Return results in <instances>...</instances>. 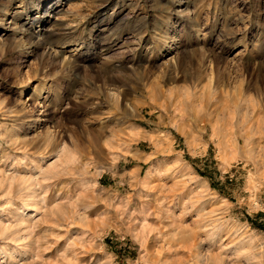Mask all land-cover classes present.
<instances>
[{
	"label": "rangeland",
	"instance_id": "1",
	"mask_svg": "<svg viewBox=\"0 0 264 264\" xmlns=\"http://www.w3.org/2000/svg\"><path fill=\"white\" fill-rule=\"evenodd\" d=\"M0 105V158L61 141L37 157L50 183L85 154L100 199L127 196L125 219L143 206L118 247L94 209L71 228L113 264H230L225 228L264 239V0H0ZM34 175L0 171V264H59L64 240L41 253L11 239L16 221L38 236L47 218Z\"/></svg>",
	"mask_w": 264,
	"mask_h": 264
},
{
	"label": "clouds",
	"instance_id": "2",
	"mask_svg": "<svg viewBox=\"0 0 264 264\" xmlns=\"http://www.w3.org/2000/svg\"><path fill=\"white\" fill-rule=\"evenodd\" d=\"M62 147V142L57 141L52 145H38L36 150L31 153L25 152L24 157L0 158V171L10 166L12 170L22 169L35 174L31 185V198L39 205H43L49 209L47 218L40 220L37 224L42 229L38 236L32 225L16 221L14 223L15 231L11 235L12 242L27 250L29 249L28 241L30 240L33 245H39V250L42 253L46 245L50 249L59 243V241L64 240L65 244L63 248L58 249L59 264H66L67 257L71 258L67 260V264H113V261L116 259L115 255L111 250L106 249L101 241H97L96 237L91 233L77 232L70 234L71 228L77 226L76 220L82 218L83 213L94 209V216L107 219L110 228L116 233L113 238V244L118 247L124 242L125 235H132L133 239L135 238V230L131 228V224H136L137 221L131 220V217L133 215L141 216L143 214V206H135L134 211H127L128 219H125L124 213L131 204L127 196H124L122 200L114 195H109L103 200L100 199L95 192L97 188L95 180H85L86 176L95 177L96 175L94 170L85 171L86 164L83 162L87 160L85 154L81 155V160L77 165L65 171L64 175L69 177L66 182L61 180L58 183H50L46 179L43 168H41V165L45 164L46 161L43 159L38 160L37 157H42L45 153L49 157H54ZM49 148H51V151H48ZM88 163L91 164L92 162L88 161ZM8 196V188L4 186L0 189V201H4L3 204H0V211L11 206L8 204ZM14 198H19V192H17V196ZM46 201L47 203L45 204ZM96 204H104V207L97 209L95 207ZM53 207L56 209L63 208L65 211H57L55 219H53L51 214ZM234 207L238 210L240 209L241 201L239 199ZM40 210L41 208L38 207L37 211ZM121 221H123V224ZM93 223H95V220H93ZM125 225L129 227L124 233H121L120 228H123ZM209 227L214 228V225L209 224L208 227L202 228L201 230L208 232ZM0 228L6 229L7 226L0 221ZM57 229H63V233L57 232ZM235 231V229L228 230V228H225L224 231L219 233L216 239V242L220 245L221 252H225L226 248H231L233 244L237 246L235 255L227 257L230 264H242V261L243 264H252L254 253L259 254V264H264V239L259 237L252 239L250 233H243L242 235L237 233L233 235ZM26 232L27 235H25ZM225 232L227 233L226 235ZM102 234L107 235L108 228L103 229ZM85 236H87V239H85ZM246 236L248 239H245ZM229 237L232 238V242L225 245L224 240ZM6 238L5 233L0 231V239ZM257 240L259 243L256 244V247H252V244L256 243ZM82 241L85 244L91 241L95 243V247H89L81 251L80 244ZM90 253L93 254L89 255ZM96 253L99 255H96ZM84 257L88 258L82 259ZM28 264H35V261H29Z\"/></svg>",
	"mask_w": 264,
	"mask_h": 264
},
{
	"label": "bare ground",
	"instance_id": "3",
	"mask_svg": "<svg viewBox=\"0 0 264 264\" xmlns=\"http://www.w3.org/2000/svg\"><path fill=\"white\" fill-rule=\"evenodd\" d=\"M52 53V52H51ZM54 55V54H53ZM56 55V54H55ZM57 56V55H56Z\"/></svg>",
	"mask_w": 264,
	"mask_h": 264
}]
</instances>
